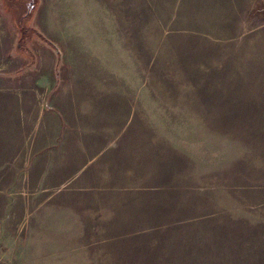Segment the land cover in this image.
Returning <instances> with one entry per match:
<instances>
[{"label": "rangeland", "instance_id": "1", "mask_svg": "<svg viewBox=\"0 0 264 264\" xmlns=\"http://www.w3.org/2000/svg\"><path fill=\"white\" fill-rule=\"evenodd\" d=\"M0 264H264V0H0Z\"/></svg>", "mask_w": 264, "mask_h": 264}, {"label": "trees", "instance_id": "2", "mask_svg": "<svg viewBox=\"0 0 264 264\" xmlns=\"http://www.w3.org/2000/svg\"><path fill=\"white\" fill-rule=\"evenodd\" d=\"M39 36V35H38ZM49 45V44H48ZM56 64H57V62H56ZM60 65V64H59Z\"/></svg>", "mask_w": 264, "mask_h": 264}]
</instances>
